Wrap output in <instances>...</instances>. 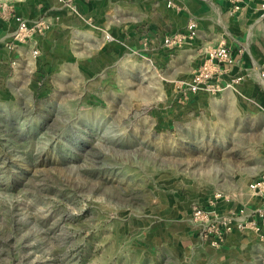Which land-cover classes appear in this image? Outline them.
Returning <instances> with one entry per match:
<instances>
[{"label":"rangeland","instance_id":"1","mask_svg":"<svg viewBox=\"0 0 264 264\" xmlns=\"http://www.w3.org/2000/svg\"><path fill=\"white\" fill-rule=\"evenodd\" d=\"M170 32L104 63L0 38V264H264V216L225 227L264 204V103L184 87L221 41Z\"/></svg>","mask_w":264,"mask_h":264},{"label":"crops","instance_id":"2","mask_svg":"<svg viewBox=\"0 0 264 264\" xmlns=\"http://www.w3.org/2000/svg\"><path fill=\"white\" fill-rule=\"evenodd\" d=\"M2 1L14 4L16 14L25 19L35 20L41 16L51 19L52 26L43 34L34 36L50 39V48L56 45L69 50L78 48L80 56H91L94 50H98L95 61L101 63L113 60L117 50L122 51V55L130 50L132 55L134 45H141L144 38L154 44L156 41L158 47L165 49L168 28L170 33L180 36L192 21L199 32L195 43L202 41L204 32H211L212 44L215 41L226 43L235 56L234 63L223 74L222 82L228 84L234 77H240L236 83L240 84V90L247 95L257 93L259 102L264 103V16L261 0H245L239 11H233L228 0H74L73 5L62 0ZM216 10L223 12L222 15L217 12V21L222 23L218 35L212 31ZM3 20L0 17V38H10L18 22L14 18L9 19L14 27L10 25L8 30H4L7 23ZM1 51L7 53L5 49ZM230 89H234L233 84L226 86L223 92ZM227 205V209L232 206Z\"/></svg>","mask_w":264,"mask_h":264},{"label":"built area","instance_id":"3","mask_svg":"<svg viewBox=\"0 0 264 264\" xmlns=\"http://www.w3.org/2000/svg\"><path fill=\"white\" fill-rule=\"evenodd\" d=\"M66 4L73 5L74 0H62ZM232 6L233 11H239L245 0H228ZM261 6L263 10L264 16V0H261ZM0 17L5 20H9L11 18L16 19L18 22V27L13 32L12 36L15 40H23L27 38H31L37 34H43L48 28H50L53 24V21L46 16H41L35 20H28L22 16L16 14L14 4L10 2H5L0 0ZM195 23L189 22L187 26V31L189 33H194L195 31ZM185 34L180 36L176 35L173 39H181L185 37ZM165 41L168 43L174 42V40L165 38ZM177 42V41H175ZM16 43V42H13ZM209 64L207 68L196 72L195 75L189 80H182L181 83L184 87L198 90L205 87L210 91H218L224 90L226 86H230L233 83L224 84L222 81V75L225 72H228L231 64L235 61V56L232 53L231 48L224 42H220L214 49L209 52ZM264 75V71H263ZM241 78H234V82L237 83ZM250 188L255 192L257 196H261L264 199V171L254 178V180L250 183ZM221 194H216L215 199L219 198ZM258 213L255 215V213ZM207 210L198 208L195 212L197 218L204 219V216L207 215ZM256 216V217H255ZM264 216V204L263 206L251 211L246 212L245 208H240V210L232 209L229 211L227 218L225 220V227L227 230L232 229H245L246 227L257 228L258 221L257 217ZM264 220V219H263Z\"/></svg>","mask_w":264,"mask_h":264}]
</instances>
